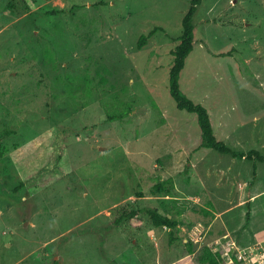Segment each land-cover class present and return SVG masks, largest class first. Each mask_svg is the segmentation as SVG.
<instances>
[{"label": "rangeland", "instance_id": "374dc122", "mask_svg": "<svg viewBox=\"0 0 264 264\" xmlns=\"http://www.w3.org/2000/svg\"><path fill=\"white\" fill-rule=\"evenodd\" d=\"M8 1L0 0V264H211L201 257L219 247L220 264H242L236 256L247 251L255 258L246 264H264V240L242 245L211 225L224 210L219 221L238 232L249 200H263L251 196L264 191V161L201 145L197 114L169 90L191 0H28L19 14ZM194 24L182 90L208 108L232 151L264 154V0H202ZM147 208L178 220L175 239ZM131 210L136 217L117 223Z\"/></svg>", "mask_w": 264, "mask_h": 264}, {"label": "trees", "instance_id": "16d2710c", "mask_svg": "<svg viewBox=\"0 0 264 264\" xmlns=\"http://www.w3.org/2000/svg\"><path fill=\"white\" fill-rule=\"evenodd\" d=\"M202 0H191L190 5L184 14L183 17V29L182 33L179 36V42L175 49L173 50L174 54V62L171 66L170 73H169V90L173 98L176 100V103L179 108L186 109L188 111L195 112L198 116L199 124L202 131V143L201 145L206 147H213L219 149L223 152H231L235 156L244 157H252L253 155L256 156L261 161H264V154L259 153L257 150L251 149L248 153L243 151H232L230 147L226 145V143L219 139L214 132L212 121L209 115L208 108L201 103L195 102L191 99L181 88L180 86V75L181 71L185 65V61L189 53L194 48V38H195V24H194V15L197 11V8ZM8 7L16 13H22L23 11L30 9V4L28 0H9ZM26 10H23V9ZM50 13H59V10H52ZM157 29H163L161 26L156 27ZM153 34L151 31L149 34L142 33L139 41L138 47L142 48L146 43L148 38ZM63 139L59 137L54 144V147L58 150L60 159L58 160V167H62L64 164V153H65V145L61 144ZM7 151V147L2 142V133H0V156L4 155ZM56 169L55 167H48L47 169ZM169 180H165L160 182L156 185L155 189L151 191L155 194L156 192L167 190L168 187L166 183ZM147 211L152 217L153 222L157 226H165L170 228L173 235V229L177 227L178 220L167 215L161 213L157 208H147ZM138 210H131L129 212H123L122 215L117 218V223H121L126 219H132L137 216ZM218 252H213L211 249H207L205 252L207 253L202 260L209 261L211 264H220L219 257L223 253V247H219L217 250ZM205 258V259H204ZM174 264H180V262H176Z\"/></svg>", "mask_w": 264, "mask_h": 264}, {"label": "crops", "instance_id": "0c3cea01", "mask_svg": "<svg viewBox=\"0 0 264 264\" xmlns=\"http://www.w3.org/2000/svg\"><path fill=\"white\" fill-rule=\"evenodd\" d=\"M253 196L252 199H256L259 200V197H262L263 200L262 202H260L259 200V204L258 203H254V200H251L248 196L247 199H250V207L249 210L247 212L246 219L244 221H240L239 225L233 228V230H237L238 232L233 233L229 227H225L224 224L222 222L219 221L220 218L223 217L224 213H226L224 210H220L217 211L216 216L214 217L215 220H213L211 222V225H215V227L217 228L218 233H220L219 235L223 236L226 238V240H230L229 238H233L235 235H241L242 237L239 239V242L242 243V245H246L249 242H254V241H259V240H264V236L259 237V235H255V236H251L252 232L255 231L256 229L259 228V226L264 225V191L258 194H254L252 193ZM255 200V201H256ZM258 202V201H256ZM260 204L262 205V210L259 209ZM233 208V207H232ZM229 209H227V211H229ZM207 211V210H206ZM224 218H222L221 220H223ZM224 222V221H223ZM221 223V225L219 224ZM259 225V226H258ZM221 226V228H220ZM258 226V227H257ZM227 236L229 238H227ZM235 239V238H234Z\"/></svg>", "mask_w": 264, "mask_h": 264}, {"label": "built area", "instance_id": "2783aa9c", "mask_svg": "<svg viewBox=\"0 0 264 264\" xmlns=\"http://www.w3.org/2000/svg\"><path fill=\"white\" fill-rule=\"evenodd\" d=\"M248 252V251H247ZM247 252L245 253H241V254H237L236 258L237 260L239 261V263H242V264H246V262L248 260L251 261V259L255 258L254 256L251 257L252 253H248ZM247 254V255H246ZM251 257V258H250ZM235 258V259H236ZM258 261H260V263H264V257L263 256H260L258 259ZM233 261V260H232ZM254 262V259L252 260ZM249 264V263H248Z\"/></svg>", "mask_w": 264, "mask_h": 264}]
</instances>
